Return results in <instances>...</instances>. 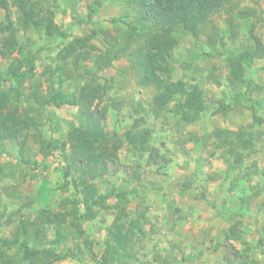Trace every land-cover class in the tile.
Segmentation results:
<instances>
[{"label": "rangeland", "instance_id": "rangeland-1", "mask_svg": "<svg viewBox=\"0 0 264 264\" xmlns=\"http://www.w3.org/2000/svg\"><path fill=\"white\" fill-rule=\"evenodd\" d=\"M94 6L97 12L87 21ZM130 6L128 0H48L46 3L47 9L56 12L57 25L70 33L68 41L100 28L116 36L111 20L122 18L133 22L136 17ZM232 7L233 10L227 6L209 18L199 39L175 35L178 44L165 58L171 74L157 73L163 81H185L188 88L202 92L207 110L194 123L187 122L184 109L177 107L183 101L180 95L159 108L158 87L155 83H141L137 69L133 68L131 54L136 48L123 49L111 66L97 71L96 60L106 55L112 46L110 42L116 40L114 36H108L106 41L99 35L90 41L89 46L94 48L81 66H75L71 60L65 66L66 73L74 79L71 84L70 80L66 81L65 91L79 92L86 86L85 79H81L86 68L95 72L92 78L97 83L105 85L102 100L97 99L91 111L108 138L118 142L119 150L108 160L104 179L95 183L103 195L113 188L128 186L131 217L144 222L146 235L137 234L130 241L132 258L117 256L113 264H160L157 255L161 261L176 257L178 264H253L254 260L264 264V254L258 249L262 238L264 245V91L257 89V85H264V55L257 57L251 67L244 68L238 85L233 86L229 81L233 51L237 48L240 54L247 44L255 45L254 40H249L252 34L264 46V0H238ZM244 11L248 21L238 16ZM5 20V11L0 9V27ZM231 27L236 31L234 40L224 35L229 34ZM20 37H28L22 57L23 70L29 74L18 83L7 79L0 90L30 94V89L37 86L40 94L48 96L50 88L58 83V75H64L63 71L49 75L58 69V62L53 59L58 56L61 41L47 38L39 28L29 29L25 36L20 33ZM3 39L5 34L0 33V49ZM17 57V52L12 56L0 54V77H8L12 59ZM69 85L71 89L66 90ZM250 91L252 101L243 96ZM22 103L24 107V99ZM228 106L231 107L226 111L224 108ZM44 113L47 123L43 132L34 127L25 130L14 142L13 156L0 157L1 164H12L8 170L10 177L0 185L5 196L1 210L7 216L2 221L5 227L0 228L3 238H12L16 233V225L11 222L15 218L8 217L18 209L15 201L24 208L23 203L35 200L32 209L27 208L24 213L36 215L43 205L60 211L61 199L73 198L82 190L73 189L78 174L74 170L67 174L64 153L54 150L45 157L42 144L36 140L40 134L60 145L66 143L71 128L80 125L79 108L50 104ZM242 128L249 135L247 139L252 138L255 151L244 153L243 165L236 169L229 162L226 147L218 148L217 144L222 142L223 131ZM134 133L147 137L148 149L142 153L129 140ZM19 142L24 146H17ZM20 149L22 156L17 158ZM23 155L29 163L23 160ZM106 203L112 208H97L96 218L84 224L86 235L67 238L57 253L70 251L69 256L54 264H99L109 228L117 215L113 208L117 199L110 197ZM232 225H236L239 234L234 243L236 248L226 237V230ZM55 232H49L47 239L53 240L57 236Z\"/></svg>", "mask_w": 264, "mask_h": 264}, {"label": "trees", "instance_id": "trees-1", "mask_svg": "<svg viewBox=\"0 0 264 264\" xmlns=\"http://www.w3.org/2000/svg\"><path fill=\"white\" fill-rule=\"evenodd\" d=\"M47 1L0 0V9L5 11L6 18L0 27V33L5 34L0 54L7 53L9 56H12L14 52L19 54V57L12 59L8 77H0V87L4 82H7V79L17 83L26 80L29 73L23 70L25 59L22 56L28 45V40H26L28 37L21 39L20 33L25 36L31 28H39L47 38L61 41L58 44L60 49L58 56L53 59L54 62H58V69L49 75L55 76L60 71L64 72V75H58V83L50 88L48 96L40 94L37 86L30 89V94L13 89L0 90V157L3 155L13 156L12 150L16 144L14 142L25 130L34 127L43 132L47 123V118L44 117L47 105L78 106L81 116L80 125L71 128L69 131L71 137L69 136L66 143L60 145L59 142L48 140L40 134L36 136V140L42 144L41 149L45 157L49 153L52 154L54 150L64 153V160L68 162L67 174L71 173V170L78 174L76 180L73 181V189L82 188V190L77 191V195L73 198L61 199L60 211H54L52 207L43 205L36 215L29 211L24 213L25 209H32L36 203L35 200L29 199L28 202L23 203L25 204L24 208L19 201H15L14 203L19 205L18 209L9 213L8 217L11 220L13 217L15 218L10 221L15 223L16 233L12 238H3L0 234V249H2L0 250V264H54L55 261L64 260L69 256L70 251L68 254L57 253L60 245L70 236H85L84 224L96 218L95 210L102 207L112 208L106 203L110 197L117 199V204L113 205V208L117 210V215L116 221L109 228L99 264H113L117 256L131 259V239L137 234L144 237L146 233L143 231L144 222L141 218L131 217L133 212H129V188L128 186L120 189L113 188L112 192L103 195L100 194L99 187L95 183L98 179H104L108 172V160L113 159L119 150L118 142L112 137L108 138L99 119L91 111L94 102L97 99L102 100L106 89L105 85L97 83L98 81L92 78L95 72L86 68L81 77L87 82L86 86H82L79 92L76 89L75 92L74 90L72 92L65 91L66 81L70 80V84L74 81L71 74L66 73L65 66L69 60L75 66H81L82 62L90 57V49L94 48V46H89L90 41L99 35H102L106 41H108V36L115 37L116 40L113 39V42H110L112 46L105 53L106 55L103 54L96 60L99 65H97L99 67L97 71L111 66L123 49L136 48L131 54L133 68L137 69L141 83L145 85L155 83L158 87L156 98L159 108L162 109L165 106V101L174 100L176 95H180L183 101L177 104V107L184 109V117L186 116L187 122L194 123L201 113L207 110L202 92L198 88H188L185 81L172 82L170 79L163 81L157 73L171 74L167 64L165 65V58L171 55L178 44L176 36L189 35L199 39L206 25L208 26L209 18L220 14L227 6L233 10L232 6L238 0H128L136 19L128 23L122 18H112L111 22L115 27L117 37L111 35V31L100 28V30L95 29L90 33H85L83 37H76L72 41H68L71 37L70 33L63 31L55 22L56 12L47 9ZM95 6L97 7V5ZM94 7L89 10L87 21H91L96 14L97 8ZM238 16L240 19L249 20L245 11L238 13ZM229 24L231 25V22ZM254 28L255 25H253L252 31ZM215 29L217 31L216 27ZM230 30L229 34H224L225 37L231 40L236 39V31L232 27ZM249 40L250 42L254 40L255 45L247 44L240 54L239 49L236 48L230 58L229 81L233 86L238 85L239 75L242 74L244 68L251 67L257 57L264 55V46L261 40L253 34L250 35ZM137 43L138 45L135 47ZM114 54L116 56H113ZM257 86L258 90L264 91V85ZM70 89L69 85L66 90ZM243 96L248 101H252V91L247 95L243 94ZM23 99L25 100L24 107ZM230 107L224 109L227 111ZM156 112L159 113V111ZM221 135L223 136L222 142H218L217 147H226L225 151H227L229 162H233L236 169L241 168L244 153L250 151L253 154L255 151L252 138L247 139L249 135L244 128L238 131L226 130ZM9 140L11 144L13 143L12 146H9ZM129 140L135 144L139 153L148 149V140L144 135L134 133ZM17 146H24V144L19 142ZM21 156L20 149L17 158ZM23 160L29 163V160L25 159V155H23ZM11 166V163H0V185L5 178L10 177L11 173L8 170L11 169ZM10 195L13 196V194ZM4 200L3 189L0 187V228H4L6 225L2 221L7 216L1 210ZM22 200L23 198L20 199L21 202ZM71 229H74L75 232H72ZM51 231H56L57 236L53 240H48L47 235ZM238 236L236 225H232L226 230V237L234 248H236L234 243ZM262 239L258 249L264 254ZM86 242L91 243L87 238ZM14 249L15 252H12ZM248 250H250L249 247ZM236 254L240 255V251L236 250ZM156 258V261L160 260V264L179 263L176 257H169L166 260L163 258L162 261L158 255ZM257 262L254 260L253 264H257Z\"/></svg>", "mask_w": 264, "mask_h": 264}]
</instances>
